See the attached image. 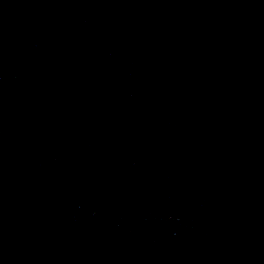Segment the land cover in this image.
Listing matches in <instances>:
<instances>
[{
	"label": "water",
	"instance_id": "1",
	"mask_svg": "<svg viewBox=\"0 0 264 264\" xmlns=\"http://www.w3.org/2000/svg\"><path fill=\"white\" fill-rule=\"evenodd\" d=\"M0 264H264V0H0Z\"/></svg>",
	"mask_w": 264,
	"mask_h": 264
}]
</instances>
